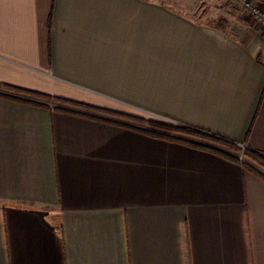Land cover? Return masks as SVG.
<instances>
[{
  "label": "crops",
  "instance_id": "0c3cea01",
  "mask_svg": "<svg viewBox=\"0 0 264 264\" xmlns=\"http://www.w3.org/2000/svg\"><path fill=\"white\" fill-rule=\"evenodd\" d=\"M200 15L0 0V264H264V178L134 119L264 152V27Z\"/></svg>",
  "mask_w": 264,
  "mask_h": 264
},
{
  "label": "trees",
  "instance_id": "16d2710c",
  "mask_svg": "<svg viewBox=\"0 0 264 264\" xmlns=\"http://www.w3.org/2000/svg\"><path fill=\"white\" fill-rule=\"evenodd\" d=\"M4 86L10 89H14V90L29 94L31 97H39V98L46 100V103H39L37 101L27 100L29 102H32L38 105H44V106L49 107L50 106L49 102L51 101V102H55L61 105H77L80 107H85L87 109L106 112V110L98 109V108L88 106L82 103H78L72 100H68L65 98L54 97V96H50V95H46V94H42V93H38L34 91L11 87L8 85H4ZM55 109L61 110V111H71L61 106H56ZM118 115L125 116L127 118H134V117L126 116L123 114H118ZM134 119L141 121V122H148L150 125H152V127H154V129L161 128V129H165L169 131V132H161L159 130H153V129L145 130L147 132H150L153 135L185 142V143H188L194 146L204 148L206 150L219 153L233 161L239 162L246 169H249L255 172L256 174H258L259 176H261L262 178H264V152L254 150L249 147L244 150L241 147V144H244V143H239L229 138L219 136L216 134H212L204 130L193 128L190 126L178 125V124L175 125V124L156 122V121H148V120L139 119V118H134Z\"/></svg>",
  "mask_w": 264,
  "mask_h": 264
},
{
  "label": "rangeland",
  "instance_id": "374dc122",
  "mask_svg": "<svg viewBox=\"0 0 264 264\" xmlns=\"http://www.w3.org/2000/svg\"><path fill=\"white\" fill-rule=\"evenodd\" d=\"M175 8L190 9L199 12L200 19L207 23L231 26L235 28L258 24L252 8L264 11V0H163ZM259 25V24H258ZM264 32V29H263ZM55 105V102H49ZM153 130L169 132L165 129H154L148 122H143Z\"/></svg>",
  "mask_w": 264,
  "mask_h": 264
},
{
  "label": "built area",
  "instance_id": "2783aa9c",
  "mask_svg": "<svg viewBox=\"0 0 264 264\" xmlns=\"http://www.w3.org/2000/svg\"><path fill=\"white\" fill-rule=\"evenodd\" d=\"M252 12L256 17V21L264 27V11H262L260 8H252ZM241 147L244 150L248 148L246 144H241Z\"/></svg>",
  "mask_w": 264,
  "mask_h": 264
}]
</instances>
